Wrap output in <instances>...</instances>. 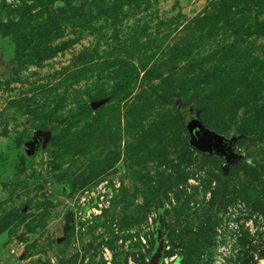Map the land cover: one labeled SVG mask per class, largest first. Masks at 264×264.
Wrapping results in <instances>:
<instances>
[{"label":"rangeland","instance_id":"374dc122","mask_svg":"<svg viewBox=\"0 0 264 264\" xmlns=\"http://www.w3.org/2000/svg\"><path fill=\"white\" fill-rule=\"evenodd\" d=\"M263 228L264 0H0V264H264Z\"/></svg>","mask_w":264,"mask_h":264},{"label":"water","instance_id":"95a60500","mask_svg":"<svg viewBox=\"0 0 264 264\" xmlns=\"http://www.w3.org/2000/svg\"><path fill=\"white\" fill-rule=\"evenodd\" d=\"M186 129L188 133L189 145L200 153L223 159L225 168H228L231 164L241 158L239 154L232 150V146L235 143L234 138L227 139L214 133L195 118H191L186 121ZM36 145V140L30 142L29 145H26V153L30 155ZM157 240L158 244L149 261V264H159L162 257L163 240H159V235L157 236Z\"/></svg>","mask_w":264,"mask_h":264},{"label":"built area","instance_id":"2783aa9c","mask_svg":"<svg viewBox=\"0 0 264 264\" xmlns=\"http://www.w3.org/2000/svg\"><path fill=\"white\" fill-rule=\"evenodd\" d=\"M251 224V223H250ZM229 225V224H228ZM230 226V225H229ZM249 227V226H248ZM263 231H264V228H263ZM263 234H264V232H263Z\"/></svg>","mask_w":264,"mask_h":264}]
</instances>
